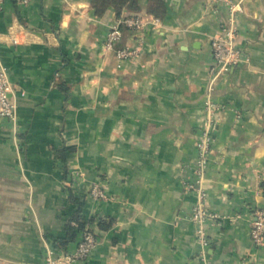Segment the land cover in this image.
Instances as JSON below:
<instances>
[{
	"label": "crops",
	"instance_id": "0c3cea01",
	"mask_svg": "<svg viewBox=\"0 0 264 264\" xmlns=\"http://www.w3.org/2000/svg\"><path fill=\"white\" fill-rule=\"evenodd\" d=\"M229 1L239 0H165L163 19L145 2L144 28L118 44L139 54L122 62L102 48L120 20L113 10L4 0L0 60L18 111L16 122L0 118V264L59 254L77 216L99 239L78 264H197L189 187L205 134L206 206L220 217L208 226V264H264L251 236L264 211V0H243L237 19L246 62L212 81L211 39ZM20 30L31 39L11 43ZM93 184L105 200L89 195Z\"/></svg>",
	"mask_w": 264,
	"mask_h": 264
},
{
	"label": "built area",
	"instance_id": "2783aa9c",
	"mask_svg": "<svg viewBox=\"0 0 264 264\" xmlns=\"http://www.w3.org/2000/svg\"><path fill=\"white\" fill-rule=\"evenodd\" d=\"M28 3L29 0H21ZM243 0L228 2L227 22L220 25V32L211 39L214 66L211 68L212 81L217 79L230 66H237L246 62L245 52L237 42V19L243 12ZM4 0H0V10L3 9ZM157 22V21H156ZM146 24L142 15L121 18L108 30L102 48L105 52H114L119 61L131 60L139 54L140 48L135 46H121L118 44L123 37V29L141 31ZM24 35V41L31 39V34L26 30L12 31L9 41L18 44L20 35ZM139 43L142 42L138 40ZM17 98L14 86L10 79L7 67L0 60V118L10 121L17 120ZM210 134H205L198 144L200 157L195 169L197 179L190 185V189L197 192L198 201L193 208L192 222L195 226L197 242L201 245V253L197 257V264H208L206 249L210 245L208 226L218 223L219 214L209 210L206 206L207 192L204 188L205 174L210 159ZM89 195L94 199H106L104 189L99 184H93L89 189ZM252 225L251 236L257 245L264 243V211L257 212ZM99 245V239L90 226H86L80 239L73 250L60 251L59 254L51 249L47 251L42 264H78L86 261Z\"/></svg>",
	"mask_w": 264,
	"mask_h": 264
},
{
	"label": "trees",
	"instance_id": "16d2710c",
	"mask_svg": "<svg viewBox=\"0 0 264 264\" xmlns=\"http://www.w3.org/2000/svg\"><path fill=\"white\" fill-rule=\"evenodd\" d=\"M144 6L146 13L153 15L156 18L163 19L167 14V5L165 0H91L93 13L98 18L103 17L110 10H113L120 19L136 16L144 10ZM122 29L123 31L128 30L124 26ZM80 207H82L81 204ZM79 212L81 213V210ZM76 223V227L68 226L67 238L60 240L58 244L59 248L63 251H68L67 245L70 242L80 239L81 233L86 227V223L81 219V217L77 216ZM78 236L79 238H77Z\"/></svg>",
	"mask_w": 264,
	"mask_h": 264
}]
</instances>
